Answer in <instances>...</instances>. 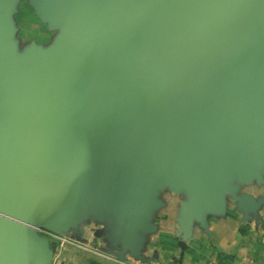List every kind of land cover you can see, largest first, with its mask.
Instances as JSON below:
<instances>
[{
    "label": "water",
    "instance_id": "obj_1",
    "mask_svg": "<svg viewBox=\"0 0 264 264\" xmlns=\"http://www.w3.org/2000/svg\"><path fill=\"white\" fill-rule=\"evenodd\" d=\"M18 1L0 0V264H52L39 230L76 226L107 198L128 215L120 240L137 252L158 183L191 181L186 237L203 201L228 192L246 205L230 179L249 177L248 150L264 156V0H30L61 33L27 59L10 40ZM87 107L120 134L102 158L120 153L130 171L105 175L68 214L45 219L36 210L43 167Z\"/></svg>",
    "mask_w": 264,
    "mask_h": 264
},
{
    "label": "crops",
    "instance_id": "obj_2",
    "mask_svg": "<svg viewBox=\"0 0 264 264\" xmlns=\"http://www.w3.org/2000/svg\"><path fill=\"white\" fill-rule=\"evenodd\" d=\"M29 10L35 23L43 27L38 38L22 34L25 22L34 23L32 19L29 21ZM9 18L10 40L21 59L31 58L36 49L49 50L60 42V29L44 21L30 0H19ZM4 66L0 57V68ZM49 79L42 78L36 86H48ZM91 109L87 107L76 118L66 139L52 150L43 167L36 210L45 219L49 216L58 220L68 214L105 175L109 178L130 171L124 167L129 164L128 158L121 160L120 153L102 158L120 134L90 116ZM260 149L253 147L247 151L251 160L249 177L240 178L235 171L230 179L236 195L249 199L246 205L228 192L220 193L218 203L203 201V215L194 216L189 237L184 226L192 202L191 181L185 180L179 186L172 182L158 183L154 204L148 212V225L136 234L137 252L120 240L128 232V215L120 214L121 208H115L113 199L107 198L103 207L88 210L76 226H63L60 232L47 230L46 237L53 250L52 264H117L97 252L124 255L128 264H264V156ZM7 159L8 152L4 150L0 162ZM144 165L141 163L139 167ZM59 236L74 238L85 247L62 244ZM182 241L187 243L185 249L180 245Z\"/></svg>",
    "mask_w": 264,
    "mask_h": 264
},
{
    "label": "rangeland",
    "instance_id": "obj_3",
    "mask_svg": "<svg viewBox=\"0 0 264 264\" xmlns=\"http://www.w3.org/2000/svg\"><path fill=\"white\" fill-rule=\"evenodd\" d=\"M25 5H27V4H25ZM29 11H31V10H29ZM31 19L34 21V23L25 22L24 25H23L22 34L26 38H38L41 35V33L43 32V27L40 26L38 23H35L34 14H33L32 11L30 12L29 21H32ZM24 203H22V204H24ZM39 232L42 235H44V236H49L48 235L49 231H47V230L41 229V230H39ZM27 235H28L27 246L29 247V250H31V254H32V251H34L36 249H35V241H33V237H32V234H31V229H29V228L27 229ZM32 245H33V247H32ZM32 257H33V255H32Z\"/></svg>",
    "mask_w": 264,
    "mask_h": 264
},
{
    "label": "built area",
    "instance_id": "obj_4",
    "mask_svg": "<svg viewBox=\"0 0 264 264\" xmlns=\"http://www.w3.org/2000/svg\"><path fill=\"white\" fill-rule=\"evenodd\" d=\"M48 234H49V232H48ZM58 238L62 244H71V245H75V246L85 247L84 244H82L80 241H78L74 238H71L68 236H59ZM97 253L100 255L106 256L107 258H110L111 260H113L117 264H128L126 261L117 259L116 257L112 256L111 254H106L104 252H97Z\"/></svg>",
    "mask_w": 264,
    "mask_h": 264
},
{
    "label": "bare ground",
    "instance_id": "obj_5",
    "mask_svg": "<svg viewBox=\"0 0 264 264\" xmlns=\"http://www.w3.org/2000/svg\"><path fill=\"white\" fill-rule=\"evenodd\" d=\"M27 127H28V125L26 123H24L23 126H22V129H23L24 132L26 131ZM1 156H2V154H1Z\"/></svg>",
    "mask_w": 264,
    "mask_h": 264
}]
</instances>
